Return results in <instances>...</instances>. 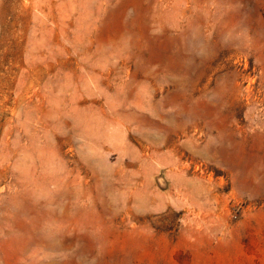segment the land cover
<instances>
[{"label": "rangeland", "instance_id": "obj_1", "mask_svg": "<svg viewBox=\"0 0 264 264\" xmlns=\"http://www.w3.org/2000/svg\"><path fill=\"white\" fill-rule=\"evenodd\" d=\"M0 264H264V0H0Z\"/></svg>", "mask_w": 264, "mask_h": 264}]
</instances>
